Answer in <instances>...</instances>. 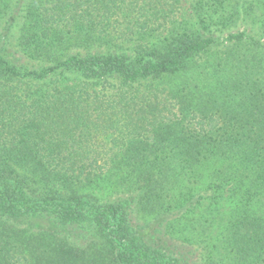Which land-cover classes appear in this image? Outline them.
Here are the masks:
<instances>
[{
  "label": "trees",
  "instance_id": "trees-1",
  "mask_svg": "<svg viewBox=\"0 0 264 264\" xmlns=\"http://www.w3.org/2000/svg\"><path fill=\"white\" fill-rule=\"evenodd\" d=\"M210 2L0 0V264H264V0Z\"/></svg>",
  "mask_w": 264,
  "mask_h": 264
},
{
  "label": "rangeland",
  "instance_id": "rangeland-1",
  "mask_svg": "<svg viewBox=\"0 0 264 264\" xmlns=\"http://www.w3.org/2000/svg\"><path fill=\"white\" fill-rule=\"evenodd\" d=\"M198 2L200 4V7H203L205 11H211V6L209 7V4L211 3L210 0H180V6L176 14V20L178 21V23L183 20H190L194 18L193 14H195L196 7H198ZM252 11L253 15L254 13L257 15H261L259 9H255ZM212 29L214 30V34L217 37V42L214 46V53H219L221 56H223V52L225 51L224 48L227 45H230L229 43H232L227 41V35H229L230 33H243L246 37L254 35L258 30V24L252 25L249 16H242L239 20L236 21L235 25L231 26L228 31L225 30L223 32H219L217 31L218 29H215L214 27ZM221 221L222 222L218 223V225L223 223V219H221ZM218 225H216L215 227H217ZM169 242H171L175 246V253L180 252L184 255V260L187 264H193V261L196 260L202 252L201 245H199V247L197 244L193 246L190 244L187 245L183 244L180 240L177 239L173 242Z\"/></svg>",
  "mask_w": 264,
  "mask_h": 264
}]
</instances>
